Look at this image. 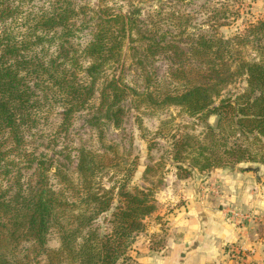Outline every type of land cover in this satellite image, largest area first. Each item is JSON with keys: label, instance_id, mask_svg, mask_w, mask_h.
<instances>
[{"label": "trees", "instance_id": "16d2710c", "mask_svg": "<svg viewBox=\"0 0 264 264\" xmlns=\"http://www.w3.org/2000/svg\"><path fill=\"white\" fill-rule=\"evenodd\" d=\"M181 1L156 0V8L147 11L149 30L139 25L142 5L128 14L98 11L85 42L90 20L81 18L76 0H0V264H139L129 253L155 205L151 191L133 183L137 159L130 161L129 151L107 142L97 117L92 125L100 148L79 147L73 172L35 147V132L58 108L59 127L67 132L97 91V111L120 128L125 113L120 104L129 93L115 73L123 66L126 44L138 35L149 41L148 50L174 48L163 45L169 21L183 34L197 31L194 16L184 9L187 0ZM209 2L202 12L214 16L189 39L188 50L208 67L176 70V76L189 81L191 75L200 83L160 100L145 93L150 102L179 105L200 121L217 118L215 127L207 123L202 138L173 139L176 161L182 153H196L188 171L200 173L264 164V20L225 38L217 29L229 24L227 9ZM238 82L245 83L243 91L217 103ZM106 174L115 180L108 188L102 184ZM52 234L57 249L48 247Z\"/></svg>", "mask_w": 264, "mask_h": 264}, {"label": "rangeland", "instance_id": "374dc122", "mask_svg": "<svg viewBox=\"0 0 264 264\" xmlns=\"http://www.w3.org/2000/svg\"><path fill=\"white\" fill-rule=\"evenodd\" d=\"M208 0H187L185 11L190 12L191 24L194 29L189 33H182L175 26L177 22L169 21L164 25L166 34L163 45H175L174 48L148 50V40L135 35L133 40L126 44L123 66L118 67L115 75L122 78L123 83L128 87L129 96L120 106L124 109V119L120 128L114 125L103 114L97 111L99 102V91L94 99L82 111L75 114L74 119L67 132L60 129L62 120L61 108H58L50 117V121L42 125L35 132V143L40 152H44L54 157L57 164H62L69 171L73 172L77 164V149L81 146L99 149L95 127L92 121L97 117L103 126L107 142L119 146L120 152L131 154V160L137 159L138 170L133 179L135 186L150 190L152 196L150 201L155 205L154 212L145 218V229L134 238V244L129 253L130 257L139 264H180L179 260H169L160 254L164 249L166 238L170 231V218L175 214V210L184 202H165L158 198L177 180H189L185 188H189L198 181V189L206 195L214 194L211 189L215 184L211 182V173L215 170L200 173L196 169H191V157L182 153L180 163L176 161V152L173 149L174 136H197L202 138L206 132L207 123L216 125L217 118L212 116L207 121H200L195 117H190L179 105H163L150 102L145 93H151L154 100L163 99L167 95L182 93L186 88L200 83V79L187 76L189 81L176 76L177 69L189 71L190 68L199 67L206 69L207 64L192 59L189 50V39L199 35L202 29L207 27L214 16L202 12L204 3ZM167 3L180 4L181 0H165ZM81 9V18L90 20L89 29L83 32L84 40L88 41V35L95 29L97 19L95 15L99 12L113 15L122 12L128 14L134 7L142 5V17L139 25L143 30L151 29L150 20H147V11L156 8V0H76ZM209 4L216 5L217 8L227 9L228 25L219 27L218 33L225 38L231 37L237 32H242L249 25L264 20V0H210ZM94 18V19H93ZM222 19V18H220ZM160 36H158L159 38ZM182 40V42H180ZM77 43V42H76ZM248 51L247 54H251ZM101 84L98 86L100 89ZM245 87L244 82H238L226 87L221 92V97L217 100L233 98L239 95ZM96 118V119H97ZM125 155V156H126ZM189 157V158H188ZM245 165H255L260 163H241ZM240 165V164H239ZM264 165V164H263ZM238 166V165H237ZM236 167V166H235ZM194 172V173H193ZM198 175L205 176L203 183H199ZM102 184L110 187L113 178L106 174L102 178ZM210 179V180H209ZM202 184V186H201ZM220 192V185L217 184ZM218 192V193H219ZM116 205V204H114ZM223 208V206H221ZM242 213V212H238ZM251 213V212H250ZM224 214V213H223ZM244 214V213H242ZM226 214H224V217ZM229 215V213H228ZM227 215V216H228ZM229 218V217H228ZM235 220V217H233ZM236 220H239L236 218ZM102 229L108 225L100 221ZM48 247L57 249L59 241L52 234L48 240ZM225 259V264L229 261L233 264H244V261Z\"/></svg>", "mask_w": 264, "mask_h": 264}, {"label": "crops", "instance_id": "0c3cea01", "mask_svg": "<svg viewBox=\"0 0 264 264\" xmlns=\"http://www.w3.org/2000/svg\"><path fill=\"white\" fill-rule=\"evenodd\" d=\"M210 175L215 184L212 195L198 189V181L185 188L189 180L176 178L175 184L158 195L162 202H184L169 219L170 231L160 255L180 264H225L226 247L236 244L244 251V264H264V165L240 164ZM197 177L199 183L206 180L204 175ZM230 211L257 216L250 221L234 220Z\"/></svg>", "mask_w": 264, "mask_h": 264}, {"label": "built area", "instance_id": "2783aa9c", "mask_svg": "<svg viewBox=\"0 0 264 264\" xmlns=\"http://www.w3.org/2000/svg\"><path fill=\"white\" fill-rule=\"evenodd\" d=\"M229 215L232 217H235V219L238 218L240 221L254 220L257 216L254 213L242 214V213H238V211H230ZM226 250H227L228 256L231 259H235L239 262L244 261V251L239 245H236V244L228 245L226 247Z\"/></svg>", "mask_w": 264, "mask_h": 264}]
</instances>
